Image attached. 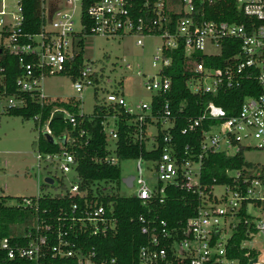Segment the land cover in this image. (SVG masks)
I'll return each instance as SVG.
<instances>
[{
    "label": "built area",
    "instance_id": "obj_1",
    "mask_svg": "<svg viewBox=\"0 0 264 264\" xmlns=\"http://www.w3.org/2000/svg\"><path fill=\"white\" fill-rule=\"evenodd\" d=\"M27 1L0 0V51L17 58L22 73L16 87L32 92L41 106L49 98L42 89L44 78L71 76L85 38L131 35L139 47H144L145 39H159L161 44L152 56L155 72L140 77L141 86L150 93L147 101L129 103L123 80L115 87L91 63L83 61L71 76L78 92L93 87L95 99L98 92L103 94L95 103L107 106L100 121L106 135L103 154L95 150L90 159L107 166L134 159L137 174L128 175L133 176L132 185L122 181L126 187L136 185V190L122 194L112 185L118 179L85 182L79 174L71 148L89 145L90 133L81 123L93 118V110L90 115L80 112V96L75 97L80 101L78 117L63 108H54L45 121L36 114L39 134L59 145L54 152L36 148V167L70 176L68 186L56 192L67 196L68 204L41 207L42 192L21 197L14 206L30 209L36 217L23 234L25 243L8 237L0 241L5 256L25 264H250L253 260L252 264H264V250L243 246L255 236H264V217L248 213L250 205L264 210V165L249 166L244 158L246 152L264 150V0H37V31L34 21L27 20ZM178 50L187 73L185 87L193 95L209 98L196 114L191 111L198 101L176 103L171 98L172 78L165 70ZM137 75L145 73L138 70ZM245 84L252 93L236 108L231 103L228 110L214 100ZM8 103L23 106L24 100L11 96ZM57 113L72 130L78 127L76 134L54 135L50 121ZM178 120L184 121L179 130ZM121 126L125 145H136L137 157L119 154ZM180 136H186L183 144ZM144 151L157 155L145 157ZM216 153L228 157L242 153L245 164L225 167L207 178L206 158ZM144 162L150 164L144 167ZM215 187L223 191L216 192ZM169 189L195 198L191 215L170 222L154 210L152 205L163 204ZM120 197H135L146 207L129 219L138 225L142 241L126 263L113 255L101 257L96 242L117 234ZM239 231L243 259L233 256L231 244Z\"/></svg>",
    "mask_w": 264,
    "mask_h": 264
},
{
    "label": "trees",
    "instance_id": "obj_2",
    "mask_svg": "<svg viewBox=\"0 0 264 264\" xmlns=\"http://www.w3.org/2000/svg\"><path fill=\"white\" fill-rule=\"evenodd\" d=\"M27 20L34 21V31H37L39 27V17L37 11V0H28L27 1ZM82 47V46H81ZM82 48L80 53L74 58L73 67L71 69V76L77 74L80 68L83 65L82 58ZM175 55V60L173 63L166 68L165 73L172 78V91L171 98L174 99V102L179 103L183 100L186 102L194 103L198 101L200 104L195 110L191 111L192 114H196L199 110V107L203 105L209 98L208 97H199L197 95L191 94L185 87V77L187 73L183 69L182 65V54L181 50H178ZM22 69L17 60V58L7 51H0V97L8 98L15 97L17 99H23V106H7V113L12 116H20L22 118L28 119L32 118L36 114H41L42 121H45L50 112L54 108H63L71 112L73 115L78 117L79 115V105L80 101L75 97H70L67 100L61 99H51L47 98L44 102V105L41 106L35 97H32V92H21L16 87V79L21 75ZM60 75H67L66 73H61ZM70 76V75H68ZM70 76V77H71ZM91 77H94L93 75ZM256 86L255 82H252ZM254 89V92H257ZM252 93L248 90L247 85H243L238 89L228 91L224 95H220L217 99L214 100L221 104L226 109L230 110L233 105L234 108L239 105L241 99ZM97 101L99 98L96 95ZM96 101V102H97ZM231 103H233L231 105ZM107 111V106L98 105L95 103L93 108L92 119L89 120L84 118L82 121V126H84L90 133V143L87 146L78 147L74 146L71 148L75 153V157L79 162L78 171L82 179L85 182L98 179H119L120 178V167L119 166H107L104 164H99L93 162L90 157L95 154V150L103 154L104 145L106 144V135L101 130V118L102 115ZM121 117H125L123 114ZM81 119L78 118V121ZM36 126L37 123L35 122ZM50 126L55 136H59L64 131L77 133L78 127L75 130H72L71 125L68 124L65 119L58 118L53 116L50 121ZM184 126L183 120H178L176 123V128L179 130ZM119 140L118 144L120 147L119 154L123 157L127 156L130 158L137 157L138 148L136 145L127 147L125 140V131L124 127L119 129ZM84 140L83 137L79 138ZM179 139L182 141V144L185 142L186 136H180ZM32 146L36 149L39 148L42 151H57L59 150V145L50 142L42 134L38 135V138L32 143ZM157 153H150L149 151H144L145 157L156 156ZM245 162L243 161L242 153H239L233 157L225 156L221 153H216L209 155L206 158L205 167L203 168L204 176L209 178L213 175H217L225 167H241ZM247 165L252 167H257L259 165H254L252 163H247ZM264 174V172H263ZM49 184L43 183L40 185V188H46ZM62 188L65 187L64 184H61ZM45 195L40 198V206L48 207L49 205L57 204H68L67 196H60L59 193L55 195H50V192H45ZM19 200L21 197H18ZM10 196L0 195V241L8 237L12 242H21L25 243L26 239L23 237V234L27 231L28 226L31 225L35 219V212L27 209L15 207L12 204H9ZM196 200L190 194L183 193L175 189H169L167 195H165V202L161 205L154 204L152 207L157 211L161 217L168 219L170 222H173L177 219L187 217L192 214ZM117 211L119 216V229L115 236H109L106 239H98L96 242L99 244V251L101 257L104 256H117L118 259L123 263L127 262L130 257L135 255L137 246L142 241V236L138 231V225L136 223L130 222L129 219L131 216L138 215L139 213L146 211V207L141 204L140 199L135 197H120L117 199ZM243 237L241 231L235 234V237L232 239L231 244L233 245L234 254L233 256H239L243 259L244 250L239 248V243ZM0 264H25L23 261L10 260L5 256V253L0 249Z\"/></svg>",
    "mask_w": 264,
    "mask_h": 264
},
{
    "label": "rangeland",
    "instance_id": "obj_3",
    "mask_svg": "<svg viewBox=\"0 0 264 264\" xmlns=\"http://www.w3.org/2000/svg\"><path fill=\"white\" fill-rule=\"evenodd\" d=\"M161 44L159 39H145L144 47L135 44V38L127 35L123 38L87 37L83 41L82 58L84 63H91L94 68H100L104 77H109L114 86L118 80H123V93L129 103L147 101L150 93L140 84V77H147L155 72L151 66L152 56L156 47ZM129 63L131 68L125 67ZM145 75H137V71ZM68 75H51L44 78L42 89L51 99L67 100L70 97H81L80 112L90 115L95 103L93 87H87L78 92L72 85ZM116 87V86H115ZM103 94L98 92L97 97ZM8 98L0 97V195L10 196L9 204L16 205L18 197L35 196L39 193H56L61 190V184L68 186L70 176L66 177L54 169H38L36 167L35 148L32 143L42 130L36 126L32 118L12 116L7 113ZM252 142V140H250ZM244 158L254 165H264V150H253L244 153ZM144 162V167L149 165ZM120 178L112 185L122 194L133 193L137 186L126 187L122 179L128 175H136L137 167L134 159L122 160L119 164ZM52 177L53 184L45 189L40 188L45 177ZM154 183V180H152ZM100 186L104 187L103 182ZM216 192L223 191L215 187ZM248 213L254 217H264V210L250 205ZM246 249L264 250V236H255L252 241H245Z\"/></svg>",
    "mask_w": 264,
    "mask_h": 264
},
{
    "label": "water",
    "instance_id": "obj_4",
    "mask_svg": "<svg viewBox=\"0 0 264 264\" xmlns=\"http://www.w3.org/2000/svg\"><path fill=\"white\" fill-rule=\"evenodd\" d=\"M56 117H58V118H62V113H57L56 114ZM47 139L50 141V142H54V139L52 138V137H47ZM132 180H133V176H128V177H125V178H123V181L126 183V185H128V186H131L132 185ZM53 178H51V177H45L44 178V182L45 183H48V184H52L53 183ZM254 261V260H253ZM253 261H251L250 262V264H252V262Z\"/></svg>",
    "mask_w": 264,
    "mask_h": 264
}]
</instances>
